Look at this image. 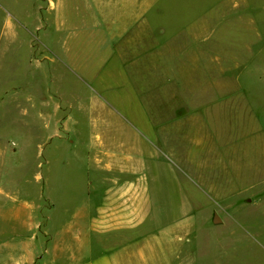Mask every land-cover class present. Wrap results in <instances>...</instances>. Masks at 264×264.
Listing matches in <instances>:
<instances>
[{
    "label": "rangeland",
    "instance_id": "obj_1",
    "mask_svg": "<svg viewBox=\"0 0 264 264\" xmlns=\"http://www.w3.org/2000/svg\"><path fill=\"white\" fill-rule=\"evenodd\" d=\"M154 6L150 15L159 16L156 24L163 22L168 33L155 29L167 38L159 47L145 43L152 54L112 51L115 37L107 26L91 30L101 50L110 48L106 54L96 53L86 37L73 48L72 35L55 30L51 38L59 43L64 36L77 68L58 45L50 46L55 63L33 69V81L30 64L46 55L39 43L44 30L20 27L21 36L0 42V100L10 97L0 105V158L7 159L0 206L39 203L35 253L49 255V194L59 225L64 211L82 202L89 175L102 177L97 152L116 155L136 165L145 215H151L140 229L116 231L117 240L149 236L158 223L148 214L152 209L165 211L164 226L182 218L185 224L165 230L152 254L135 255L130 264H264V0H161ZM46 10L44 0H0V29L7 15L34 28ZM144 29L137 26L133 35ZM196 32L201 42L189 51ZM16 87L25 97L32 87L46 94L58 106L56 117L32 118L31 103L13 96ZM35 125L39 135L29 132ZM11 129L29 140L13 144ZM57 129L61 135L51 137ZM98 182L101 187L89 191L104 202L105 183Z\"/></svg>",
    "mask_w": 264,
    "mask_h": 264
},
{
    "label": "crops",
    "instance_id": "obj_2",
    "mask_svg": "<svg viewBox=\"0 0 264 264\" xmlns=\"http://www.w3.org/2000/svg\"><path fill=\"white\" fill-rule=\"evenodd\" d=\"M44 1L47 9L46 18L44 17L45 14H42V22L37 23L34 28L25 25L23 18L21 19L24 23L20 22L15 25L7 15L3 17V26L0 29V42L21 36L20 27L22 31L25 29L28 33L33 29L44 30L39 43L42 44L46 55L42 58H35L31 62L30 68L32 70L39 68L45 70L47 67L49 70L51 63H55V58L48 54V49L50 46L54 48V45H58L55 48L61 57L68 61V56L71 65L75 69L77 68L76 60H73L71 55L74 52L70 54L71 48L66 42L63 43L64 36L59 42L60 45L58 42H54V38H51L49 32L55 30L57 33H65L66 38L68 35H72V40H75L73 48L80 46L85 41L83 38L86 37L87 43L97 47L96 53L100 54H106L103 52H107L112 47L111 50L118 54L122 48L129 49V54L135 53L136 48L142 49L139 52L152 54L153 51L147 48L145 43L151 41L159 47L167 38V36L166 38L158 37L160 32H155L159 26L160 30L168 33L167 25L162 24L163 22L156 24L159 16L152 17L150 15L154 5H158L161 0H65L63 4L60 0ZM57 8L59 9L57 10ZM73 9L76 10V13L73 12ZM44 22L48 23L45 25ZM139 25H144L145 29L139 34L133 35L134 30ZM105 26L110 31L113 30L112 36L115 38H112V46L108 50H101V39L96 38V34L94 31L91 33V30L98 28L101 31ZM197 34L196 32L195 36ZM195 36V39L192 38L186 47L189 48V51L195 49V46L201 42L198 40V36ZM72 50L74 51V49ZM184 51L185 49L181 50L179 54L182 56ZM0 52L3 53L2 48ZM33 72L34 78L32 80L36 81L37 78ZM32 88H34L32 95L25 97L18 93V87H16L17 93L13 96H16L21 102L31 103L32 118L56 117L57 104L44 93L42 97L40 93L36 95L35 87ZM8 98L10 97L5 99L8 100ZM5 99L0 100V105ZM39 128L38 125L32 126L29 132L39 135ZM19 130L11 129L7 132L15 145L29 140V138L22 136L24 131ZM60 132L59 129L54 130L51 137L60 134ZM97 153L95 158L98 166H100V171L103 173L102 177L89 175L85 197L74 209L64 211L65 219L59 225L53 224L56 214L55 206L57 209L58 205L51 201L50 194L48 196L50 201L48 234L50 237L46 241V245H49L46 252H49V255L35 253L39 250L38 244H40L37 242L39 241V231H37L39 227V203L22 201L21 204L14 207L0 206V264H130L135 255L147 257L148 252L152 254L154 243L160 242L159 237L163 236L165 230L172 232L177 227L183 230L185 226L183 218L181 223L174 222L169 226H164L165 224L159 221L166 214L165 211L152 209L148 214H154L152 215L153 220L158 221V223L156 227L150 230L149 236H145V232L142 239L131 238V240L127 239L123 242L118 241L116 231L124 234L125 231L140 229L151 218V215H145L147 212L143 207L142 187L135 179L137 175L136 165L129 166L125 160H119L116 155L104 156V153ZM6 167L7 159L0 158V172ZM98 181L105 183V186L102 187L104 190L101 188L105 198L104 202L96 199L95 194L89 191V188L96 190L97 187H101ZM25 233L30 235H25ZM188 233L191 234L189 231ZM29 236H32V240H29ZM172 239L174 238L172 237ZM96 245L100 247L97 252L94 251Z\"/></svg>",
    "mask_w": 264,
    "mask_h": 264
},
{
    "label": "water",
    "instance_id": "obj_3",
    "mask_svg": "<svg viewBox=\"0 0 264 264\" xmlns=\"http://www.w3.org/2000/svg\"><path fill=\"white\" fill-rule=\"evenodd\" d=\"M214 222L218 223V215L215 217Z\"/></svg>",
    "mask_w": 264,
    "mask_h": 264
}]
</instances>
